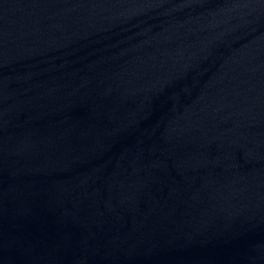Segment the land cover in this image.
Wrapping results in <instances>:
<instances>
[{"label": "water", "instance_id": "obj_1", "mask_svg": "<svg viewBox=\"0 0 264 264\" xmlns=\"http://www.w3.org/2000/svg\"><path fill=\"white\" fill-rule=\"evenodd\" d=\"M0 264H264V0H0Z\"/></svg>", "mask_w": 264, "mask_h": 264}]
</instances>
